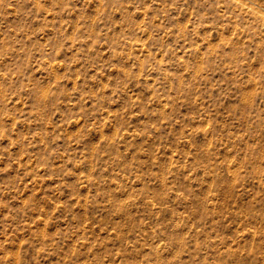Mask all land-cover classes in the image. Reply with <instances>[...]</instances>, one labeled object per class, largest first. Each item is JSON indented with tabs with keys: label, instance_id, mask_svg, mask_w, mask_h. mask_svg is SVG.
Returning a JSON list of instances; mask_svg holds the SVG:
<instances>
[{
	"label": "rangeland",
	"instance_id": "1",
	"mask_svg": "<svg viewBox=\"0 0 264 264\" xmlns=\"http://www.w3.org/2000/svg\"><path fill=\"white\" fill-rule=\"evenodd\" d=\"M0 264H264V0H0Z\"/></svg>",
	"mask_w": 264,
	"mask_h": 264
}]
</instances>
